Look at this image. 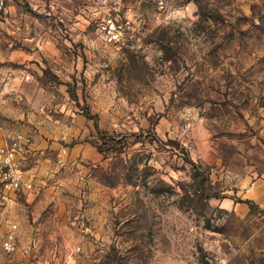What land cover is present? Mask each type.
<instances>
[{
    "label": "rangeland",
    "instance_id": "obj_1",
    "mask_svg": "<svg viewBox=\"0 0 264 264\" xmlns=\"http://www.w3.org/2000/svg\"><path fill=\"white\" fill-rule=\"evenodd\" d=\"M18 133L34 186L0 193V245L17 223L28 252L0 264H264L236 196L264 172V0H0V144Z\"/></svg>",
    "mask_w": 264,
    "mask_h": 264
},
{
    "label": "built area",
    "instance_id": "obj_2",
    "mask_svg": "<svg viewBox=\"0 0 264 264\" xmlns=\"http://www.w3.org/2000/svg\"><path fill=\"white\" fill-rule=\"evenodd\" d=\"M106 4L107 0H103ZM132 7H127L124 16L107 13L101 17L99 30L103 40L108 44L122 42L124 33L132 27ZM28 142L23 133L5 138L0 144V189L3 199L11 192H26L33 188V180L26 175L22 167L23 151ZM28 252V248H20L18 224L13 223L1 240L0 253Z\"/></svg>",
    "mask_w": 264,
    "mask_h": 264
},
{
    "label": "crops",
    "instance_id": "obj_3",
    "mask_svg": "<svg viewBox=\"0 0 264 264\" xmlns=\"http://www.w3.org/2000/svg\"><path fill=\"white\" fill-rule=\"evenodd\" d=\"M236 196L242 200H250L257 207L264 210V172L249 177L236 189ZM226 206H234L235 201L225 199Z\"/></svg>",
    "mask_w": 264,
    "mask_h": 264
},
{
    "label": "trees",
    "instance_id": "obj_4",
    "mask_svg": "<svg viewBox=\"0 0 264 264\" xmlns=\"http://www.w3.org/2000/svg\"><path fill=\"white\" fill-rule=\"evenodd\" d=\"M97 125V128H99L98 124ZM243 202L247 203L248 205H254L250 200H242Z\"/></svg>",
    "mask_w": 264,
    "mask_h": 264
}]
</instances>
